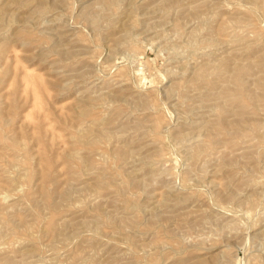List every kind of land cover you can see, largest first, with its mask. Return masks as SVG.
I'll return each mask as SVG.
<instances>
[{"label":"rangeland","instance_id":"374dc122","mask_svg":"<svg viewBox=\"0 0 264 264\" xmlns=\"http://www.w3.org/2000/svg\"><path fill=\"white\" fill-rule=\"evenodd\" d=\"M0 264H264V0H0Z\"/></svg>","mask_w":264,"mask_h":264}]
</instances>
